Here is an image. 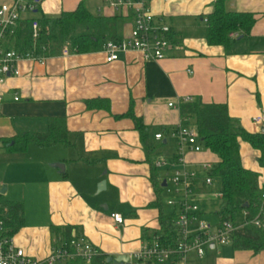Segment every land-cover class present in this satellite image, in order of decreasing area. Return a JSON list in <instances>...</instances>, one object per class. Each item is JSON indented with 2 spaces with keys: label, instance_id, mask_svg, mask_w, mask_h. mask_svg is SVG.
<instances>
[{
  "label": "crops",
  "instance_id": "1",
  "mask_svg": "<svg viewBox=\"0 0 264 264\" xmlns=\"http://www.w3.org/2000/svg\"><path fill=\"white\" fill-rule=\"evenodd\" d=\"M83 1L96 16L118 18L117 40L130 35L131 13L112 9L106 0H41L37 12L24 14L21 23L73 12ZM216 1L153 0V13L172 29V47L161 61L147 62L136 51L122 53L112 63L102 50L69 56L60 51L44 63L22 61L21 75L0 84V193L24 206L23 225L13 236L30 257L45 259L50 254L62 238L54 229L86 237L106 259H132L162 235L163 215L175 211L168 203L166 210L163 195L171 192L180 198L170 176L180 169L175 164L179 144L172 132L183 118L170 103L192 97L226 105L247 132H261L253 118L264 113V0L226 4L227 11L251 14L256 20L249 34L235 33L229 50L207 40V20ZM10 2L0 0V7ZM135 118L152 129L154 151H147ZM54 120L65 122L66 143H30L25 151H16L20 135L46 134ZM159 133L164 136L160 141L155 139ZM160 157L166 167L157 166ZM259 157L249 143H241L243 167L259 173L264 187ZM185 159L196 171L219 162L205 148L187 151ZM113 213L121 214L124 224H116ZM220 247L208 249L202 260L192 253L195 258L189 257V264H264V251Z\"/></svg>",
  "mask_w": 264,
  "mask_h": 264
},
{
  "label": "built area",
  "instance_id": "2",
  "mask_svg": "<svg viewBox=\"0 0 264 264\" xmlns=\"http://www.w3.org/2000/svg\"><path fill=\"white\" fill-rule=\"evenodd\" d=\"M153 0H106L109 7L122 13L129 12L133 19L130 35L122 40H108L102 49L107 62L119 60L120 54L140 52L145 61H161L166 58L172 47L170 35L171 27L159 20L152 10ZM40 2L37 0H11L10 4L0 7V84L21 75L19 64L25 60L44 63L49 57H38L37 44L42 38V27L38 19H32L31 38L32 50L17 48V35L21 26L22 16L26 13L37 12ZM232 34V37H237ZM72 54L71 48L65 46L61 50L62 56ZM19 101V97L14 98ZM192 97H186L178 104L170 103L172 108L181 109L183 104L193 103ZM3 99L0 96V118L2 117ZM253 124L258 128L264 127V113L253 118ZM172 137L178 141L179 148L176 166L179 170L170 176L176 187L175 193L180 198L168 202L176 213L174 227L176 241L173 244L164 242L161 235L146 243L143 248L129 258L130 264H189V256L194 253L199 260L206 256L211 245L229 246L233 237L248 226H255L264 230V187L262 188L259 205L251 213L246 208L242 210L240 220H217L216 224H209L202 218L201 205L217 208L223 199V193L218 189L211 175L213 165L205 163L199 171L189 169L185 155L187 151L200 153L204 146L194 125H187L182 121L172 132ZM164 138L162 133L156 134L155 139ZM158 167H166L167 161L160 157L156 162ZM200 175L202 177H200ZM1 196V193H0ZM118 225L124 224V218L119 213L111 215ZM102 254L86 237L61 238L56 241L50 254L45 259H34L24 249L14 242V236L7 224L5 216L0 215V264H68L82 260L85 264H92L94 259Z\"/></svg>",
  "mask_w": 264,
  "mask_h": 264
},
{
  "label": "trees",
  "instance_id": "3",
  "mask_svg": "<svg viewBox=\"0 0 264 264\" xmlns=\"http://www.w3.org/2000/svg\"><path fill=\"white\" fill-rule=\"evenodd\" d=\"M230 0H217L214 11L208 17L207 40L210 45H222L229 50L235 40L232 34L242 31L244 35L250 33L255 24V16L251 14L229 12L226 4ZM42 27V38L37 44L36 55L52 56L59 53L65 46H69L74 53H92L103 49L108 40L118 39V18L99 17L88 9L86 2L79 4L73 12H63L58 17L39 19ZM17 48L32 50L31 23H21L17 35ZM181 115L187 125L194 126L199 134L204 148L219 157L211 175L216 181L218 189L223 193V199L215 212L217 220H240L241 212L245 208L254 213L259 205L262 188L261 175L243 167L241 160V143H249L260 153L258 163L264 169V133H249L240 121L231 117L226 105L204 104L200 100L181 106ZM130 115H133L130 113ZM134 117V116H133ZM136 129L146 145L147 151H154L150 143L152 129L135 118ZM67 128L63 120H54L50 132L46 134H22L16 151H25L28 144L34 143L40 147H50L67 142ZM158 206H161L159 201ZM24 206L21 202H9L0 196V215L5 216L11 233H16L23 225ZM176 213L163 215L162 238L164 242L173 244L176 241L174 227ZM54 234L62 238H73L72 232L64 233L54 229ZM232 247L235 250H249L255 253L264 251V230L255 226H248L233 237ZM106 256L94 259L92 264H107ZM71 264H85L77 260ZM166 264H174L171 260Z\"/></svg>",
  "mask_w": 264,
  "mask_h": 264
},
{
  "label": "rangeland",
  "instance_id": "4",
  "mask_svg": "<svg viewBox=\"0 0 264 264\" xmlns=\"http://www.w3.org/2000/svg\"><path fill=\"white\" fill-rule=\"evenodd\" d=\"M169 188L174 190V187L173 185L170 183L169 185ZM176 195L174 193H168L166 192L164 195H163V202L165 203V205L170 201V200H173L175 199ZM207 206V207H206ZM166 210L169 211V207L166 205ZM201 209L203 211L204 216H203V220H205L206 222H208L209 224H216L217 222V218L215 216V208H211V206L209 205H201ZM217 209V208H216ZM221 247L218 246V249H220ZM209 252V251H208ZM191 259L195 258L194 257V254H190L189 256ZM196 263V262H195Z\"/></svg>",
  "mask_w": 264,
  "mask_h": 264
},
{
  "label": "water",
  "instance_id": "5",
  "mask_svg": "<svg viewBox=\"0 0 264 264\" xmlns=\"http://www.w3.org/2000/svg\"><path fill=\"white\" fill-rule=\"evenodd\" d=\"M37 1L40 2L41 0H37ZM261 133H264V127H262V129H261ZM55 167L59 168L61 170L64 169L63 164H56ZM104 186H105V183H102L100 187L104 188ZM164 186H166V182H165ZM1 193L4 194L5 192L2 191ZM211 248H215V245L214 244L211 245ZM106 262H107V264H130L129 257H127V256H120L118 258L110 257V258H107Z\"/></svg>",
  "mask_w": 264,
  "mask_h": 264
}]
</instances>
